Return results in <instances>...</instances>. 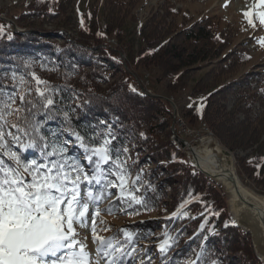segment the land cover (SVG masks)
<instances>
[{
  "label": "trees",
  "instance_id": "trees-1",
  "mask_svg": "<svg viewBox=\"0 0 264 264\" xmlns=\"http://www.w3.org/2000/svg\"><path fill=\"white\" fill-rule=\"evenodd\" d=\"M123 1L108 0L101 9H93L90 16L83 15V23L78 22L79 39L74 43L63 37V45H57L58 36L50 40L42 32L31 29L5 33L0 37V82L11 89V77L15 74L17 84L22 77L26 82L23 87L32 88L35 86V74L39 79L47 81L50 87L58 89L54 98L59 107L65 111L75 109L70 112L74 126L78 129H88L89 126L103 128L100 121H106L117 135V141L114 142L117 146L123 143L118 137L120 130L140 133L146 129L148 136H153L154 143L159 146L158 150L149 146L145 153L147 148L137 145V158L142 153H148L150 157L147 158L148 163L145 158V165L149 166L154 162V155L161 150L158 163L163 161V164L157 165V168L168 170L175 167L173 175L165 181L184 178L182 183L185 184L182 190L184 195L175 200L177 203L172 210L183 205L182 211L187 215L149 222L152 225L159 223L165 229L172 226L174 240L166 264H188L189 260H196L197 253H200V259L196 260V264H213V261L216 264H261L252 254L250 242L245 241L248 235L234 228L228 215L226 217L221 212L225 198L223 206L220 205V193L208 182V178L187 163L172 162L171 152L180 153L169 140L173 121L165 115L167 109L164 102L132 91L133 83H136V79H142L146 70L156 72V81L176 79L178 85L175 86H179L195 67L219 56L220 53H211L213 45L220 43L219 35L205 23L189 30L171 31L172 25L167 28L166 18L159 14L148 19L139 31L136 15L130 14L138 2L130 0L123 5ZM57 6L58 15L65 11L62 4L60 9L59 4ZM73 12L76 14L75 8ZM21 19L18 18L17 22ZM2 24L5 25V22L0 20V26ZM59 27L68 29L69 25ZM112 39L117 43L116 46L109 42ZM122 54L126 55V60ZM132 65L135 66V78L127 68ZM118 73L122 74V78L111 81ZM202 83L198 82L196 88L202 87L210 96L203 119L220 143L231 152L245 148L250 143L256 144L262 133L258 129L251 131L247 121L232 124L235 123L234 113L225 111L223 105L214 101L224 88L214 87L207 82L203 86ZM32 94L35 96L34 91ZM158 115L163 118L162 121L154 118ZM184 117L188 119V125H192L199 115L192 110ZM61 122L62 117H59L56 121H49L46 127L55 130ZM158 134H165V138L160 139ZM258 151L264 166V140ZM169 155L170 162H167ZM240 167L242 171L250 172V175L255 174L251 162L243 161ZM155 173H158L157 169L151 168L144 179L140 175L139 191L135 195L151 210L139 205L130 208L138 209L139 214H152L160 206L159 202H162V197L157 193L162 186L157 180L163 176L156 177ZM183 223L188 225L181 229ZM150 227L145 230L150 231ZM232 237L236 238L235 245L230 242ZM136 238L145 236L137 234Z\"/></svg>",
  "mask_w": 264,
  "mask_h": 264
},
{
  "label": "snow or ice",
  "instance_id": "snow-or-ice-1",
  "mask_svg": "<svg viewBox=\"0 0 264 264\" xmlns=\"http://www.w3.org/2000/svg\"><path fill=\"white\" fill-rule=\"evenodd\" d=\"M243 15L251 27L257 26L254 16L264 27V0H256ZM258 43L264 47V39ZM11 79V89L0 82V264H155L147 250H137L134 234L126 229L120 230L123 242L115 234H99L110 231L100 227L105 222L99 205L105 200L109 215L119 205L151 210L135 195L141 177L132 178L129 148L114 143L113 127L100 121L103 128L78 129L70 115L75 109L58 106V89L35 74L32 88L23 87L22 77L17 84L15 74ZM59 117V128L46 127ZM29 152L35 155L29 158ZM182 209L172 215H187ZM80 229L90 230L94 251ZM173 240L165 234L158 245L162 264Z\"/></svg>",
  "mask_w": 264,
  "mask_h": 264
},
{
  "label": "rangeland",
  "instance_id": "rangeland-1",
  "mask_svg": "<svg viewBox=\"0 0 264 264\" xmlns=\"http://www.w3.org/2000/svg\"><path fill=\"white\" fill-rule=\"evenodd\" d=\"M108 0H0V20L5 22V25H1L0 37L5 33L22 32L25 30H36L42 32L47 36V39L53 40L57 38V45H63L66 41L74 43L79 39V24L81 23V17L83 15H91L93 9L99 10L105 6V2ZM130 0H124L123 5L127 4ZM130 14L136 15L138 20L139 31L142 26L148 22L153 15L159 14L166 19V27L169 28L172 25L171 31H183L189 30L195 25H202L205 23L215 30V33L219 35L220 43L213 45L211 53H220L216 59L212 57L207 62L195 67L186 80L179 84H176V79L164 80L162 82L156 81L157 74L155 71L146 70L143 72L144 77L142 79H136V83H133V88L139 93L148 95L153 98L162 100L166 107L165 115L167 119L173 121L172 134L169 138L170 143L180 154L171 152L172 162L187 163L190 167L198 170L193 163L191 150H201L204 148L206 141L215 140L222 148L226 149L220 141L214 136V133L210 127L204 122L205 108L209 102V94L205 89L200 87L196 88L198 82H205L209 85L222 87L220 94L214 101L224 106V110L234 113V122L232 124H238L247 121L251 126V131L258 129L262 135L261 139L256 143H250L245 148H238L236 151L231 152L228 150L234 161V169L241 183L255 194L264 197V166L261 161V153L258 151V147L264 140V47L258 43L259 40L264 39V27L259 25L255 16L253 17L256 23V28L251 27L247 23V19L243 13L255 4L256 0H136ZM59 4H62L61 14H57ZM75 6V7H74ZM75 8L76 14L73 12ZM126 10V9H125ZM25 17V18H23ZM18 18H22L17 22ZM102 19V18H101ZM103 23V21L101 22ZM63 24L69 25L68 29L59 27ZM103 25V24H102ZM15 30V31H14ZM64 40V41H63ZM110 43H114V40H110ZM117 43L115 44V46ZM124 60L126 55L122 54ZM129 72L134 75L135 78V66H127ZM110 75V73H108ZM122 74L118 73L111 81H119ZM148 76V78H146ZM139 84L149 85L151 92H145L139 88ZM220 85V86H219ZM195 110L199 117L192 125H188L186 121V114ZM179 113L181 118H184V124H187V131L184 126L175 123L176 114ZM160 114V113H159ZM154 118H159L161 121L163 118L159 115ZM188 120V119H187ZM157 123V121H155ZM178 126V127H177ZM154 127V126H153ZM147 128V127H145ZM175 128L177 129L175 131ZM191 132H190V131ZM146 129H142L140 133L134 130H120L118 137L121 139L124 145L129 148L128 155L131 159L128 160V168L134 179L137 174L141 175L144 179L148 175V170L151 168L157 169L158 173L154 175L163 176L157 180L162 186L161 190L157 193L162 197V202H159L157 208L150 215L148 214H136L133 209L127 208V205H119L113 209L111 215L107 214L105 209L109 206L107 200L103 201L99 207L102 213V219L105 224L100 227H107L110 231H101L99 234L103 237H112L114 234L123 242L124 235L121 229L134 234V240L136 242L137 250L145 249L152 255L155 264H162V258L158 252V245L165 239V234L173 237L172 226L165 229L159 223L151 224L149 222L165 221L166 219L177 218L172 214L179 208L172 210L176 201L179 200L184 192H182L185 184H183L184 178L172 179L169 178L173 175L174 166L172 169L165 170L163 168H157V165L163 164V161L158 163L159 154L154 155V162L149 166L145 165V158L150 155L148 147H158L154 143L153 136H148ZM150 131V129H149ZM143 133V135H141ZM179 134L181 138L179 137ZM165 134H158L160 139H164ZM176 137L179 141L183 140V147L173 137ZM66 139H71L64 134ZM68 137V138H67ZM149 137L151 140L149 141ZM137 145L144 146L147 149L145 153L140 154L137 158ZM155 151V149H154ZM35 153L29 152L26 155L28 157L34 156ZM166 156V155H165ZM178 156V158H177ZM164 157V156H162ZM177 158V161H176ZM167 162H170V155L167 158ZM135 161V163H134ZM148 159L146 160V162ZM251 162L255 167V174L250 175V172L242 171L240 169L242 162ZM148 163V162H147ZM206 177V176H205ZM208 178V177H206ZM208 182L214 186L216 191L220 193L218 196L220 205L224 209L222 213L229 218L228 207L226 204L227 195L224 193V189L221 185L217 184L208 178ZM115 191V189H113ZM181 194V195H180ZM215 197L217 194L214 192ZM184 207V206H183ZM121 208H125V211H121ZM230 219V218H229ZM159 225V226H158ZM188 224L183 223L181 229L187 227ZM152 229L148 232L145 230L148 227ZM150 227V228H151ZM188 230V229H187ZM81 238L84 235L88 236L87 244L91 251H94L95 245L92 243L91 233L89 229H80ZM189 231V230H188ZM147 234H143L146 233ZM240 233L241 230H240ZM244 233V232H243ZM137 234H142L145 238L137 239ZM191 237V236H190ZM189 237V239H190ZM231 238H229L230 240ZM235 237H232V243L235 245ZM250 242L251 237L245 240ZM173 242V241H172ZM232 244V246H233ZM247 246H244L246 248ZM252 254L254 255L253 247ZM255 256V255H254ZM248 257V256H246ZM229 257L227 260L229 261Z\"/></svg>",
  "mask_w": 264,
  "mask_h": 264
},
{
  "label": "water",
  "instance_id": "water-1",
  "mask_svg": "<svg viewBox=\"0 0 264 264\" xmlns=\"http://www.w3.org/2000/svg\"><path fill=\"white\" fill-rule=\"evenodd\" d=\"M208 147V168L194 166L204 176L216 181L227 195V207L232 226L251 237L255 257L264 264V197L246 188L234 169L231 153L211 140ZM220 147V150L217 148Z\"/></svg>",
  "mask_w": 264,
  "mask_h": 264
},
{
  "label": "bare ground",
  "instance_id": "bare-ground-1",
  "mask_svg": "<svg viewBox=\"0 0 264 264\" xmlns=\"http://www.w3.org/2000/svg\"><path fill=\"white\" fill-rule=\"evenodd\" d=\"M173 138L175 139V137H173ZM210 142H211V140L206 141L205 146H204L203 149H201V150L196 149L194 151H191V153H190L191 156H192L193 163L195 165L203 168L204 170H206L208 168L207 158L209 157L210 152L208 151V147L207 146L209 144H211ZM217 148L220 150L219 146H217Z\"/></svg>",
  "mask_w": 264,
  "mask_h": 264
},
{
  "label": "built area",
  "instance_id": "built-area-1",
  "mask_svg": "<svg viewBox=\"0 0 264 264\" xmlns=\"http://www.w3.org/2000/svg\"><path fill=\"white\" fill-rule=\"evenodd\" d=\"M112 44L115 45L116 42L114 41V43H112ZM146 78H148V76H146ZM139 88L143 89V91H145V92H151V93H152L151 89L149 88V85H145V86L142 85V86H141V85L139 84ZM176 122H177L178 125H182V126L186 127V128H185V131H187V124H184V118H181L180 115H179V113L176 114V117H175V123H176ZM177 127H178V126H177ZM176 130H177V129L175 128V131H176ZM174 137H175V135H174ZM179 137L181 138L180 134H179ZM175 139H176V137H175ZM176 141L179 142V144H180L181 147H183V144H182V143H183V140L179 141L178 139H176ZM191 151H192V150H191Z\"/></svg>",
  "mask_w": 264,
  "mask_h": 264
}]
</instances>
